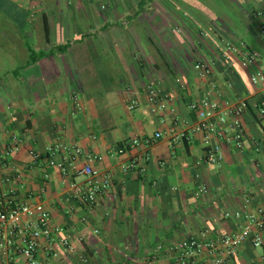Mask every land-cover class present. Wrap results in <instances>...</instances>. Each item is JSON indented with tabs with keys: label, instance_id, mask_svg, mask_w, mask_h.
I'll return each instance as SVG.
<instances>
[{
	"label": "crops",
	"instance_id": "crops-1",
	"mask_svg": "<svg viewBox=\"0 0 264 264\" xmlns=\"http://www.w3.org/2000/svg\"><path fill=\"white\" fill-rule=\"evenodd\" d=\"M226 1L239 23L199 0H0V183L77 235L69 252L43 240L41 264H174L176 243L203 229L264 222V82L251 80L264 67V0ZM228 40L261 59L246 64ZM204 97L249 103L244 145L226 141L217 164L200 162L209 147L191 104ZM74 145L101 159L70 164ZM87 163L112 178L93 203L78 193ZM261 231L227 264H264Z\"/></svg>",
	"mask_w": 264,
	"mask_h": 264
},
{
	"label": "built area",
	"instance_id": "built-area-1",
	"mask_svg": "<svg viewBox=\"0 0 264 264\" xmlns=\"http://www.w3.org/2000/svg\"><path fill=\"white\" fill-rule=\"evenodd\" d=\"M261 33L264 36V23L261 26ZM226 47L237 53L244 51L246 64L261 59L259 51L244 50L235 42L226 41ZM224 56L225 58L231 57L228 52H225ZM197 67L204 73L209 71L204 62H198ZM251 80L253 83L264 82V67L254 71ZM157 95L154 91L152 97ZM191 107L199 115L195 130L202 135L204 142L209 147L200 157L201 163H220L223 159V145L226 141H234L238 147L244 145L246 132L243 114L248 107L246 100L242 99L238 103L230 101L222 103L210 101L209 97H204L194 101ZM261 112L264 113V108L261 109ZM161 136L162 133L157 132L153 138L158 139ZM137 142L139 140H135V143ZM145 142L150 143V139H146ZM13 149H19L17 143ZM64 149L69 154L70 164L81 155L101 159L96 154L85 152L80 146H64ZM33 154L35 157L39 156L37 153ZM144 158L150 160L152 157L146 153ZM52 163L57 164L63 173L67 174L68 167L65 162L56 163L52 160ZM160 163L165 164L164 161ZM78 170L87 176L86 184L81 187L78 193L84 201L93 203L99 194L111 185V175L103 174L90 163L83 165ZM198 189L200 192L208 191L205 184H200ZM256 222L258 229L255 231L250 224L239 232L220 236H213L209 229H203L196 235L180 240L172 248L175 253L174 264H187L202 253H208L213 264H227L247 240L252 239L255 245L263 243L261 230L264 227V222L258 219ZM74 231L67 226L53 225L51 212L44 203L17 202L15 198L4 192L3 185L0 183V256L10 259L13 253L18 254L19 257L10 261L11 264H41L39 253L43 240L48 242L49 250L54 249V244L58 241L65 251H72L75 248L77 236Z\"/></svg>",
	"mask_w": 264,
	"mask_h": 264
},
{
	"label": "rangeland",
	"instance_id": "rangeland-1",
	"mask_svg": "<svg viewBox=\"0 0 264 264\" xmlns=\"http://www.w3.org/2000/svg\"><path fill=\"white\" fill-rule=\"evenodd\" d=\"M200 2L206 3L204 9H209V11L215 12L217 15L221 16L222 14L228 15L230 18L234 19L237 23L240 22V17L236 13L234 7L229 6L226 0H199ZM231 41V40H228ZM233 42V41H232Z\"/></svg>",
	"mask_w": 264,
	"mask_h": 264
},
{
	"label": "trees",
	"instance_id": "trees-1",
	"mask_svg": "<svg viewBox=\"0 0 264 264\" xmlns=\"http://www.w3.org/2000/svg\"><path fill=\"white\" fill-rule=\"evenodd\" d=\"M223 56V55H222ZM35 59V58H34ZM28 63H30V60L28 61ZM248 103V102H247ZM248 108H249V103H248ZM257 109H260L259 104L256 106Z\"/></svg>",
	"mask_w": 264,
	"mask_h": 264
}]
</instances>
